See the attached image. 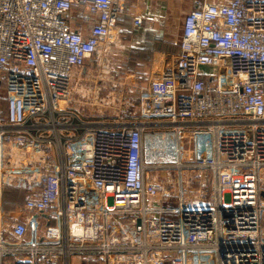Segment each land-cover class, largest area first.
Here are the masks:
<instances>
[{
    "label": "built area",
    "instance_id": "obj_1",
    "mask_svg": "<svg viewBox=\"0 0 264 264\" xmlns=\"http://www.w3.org/2000/svg\"><path fill=\"white\" fill-rule=\"evenodd\" d=\"M123 11L0 0V264H264V0H194L135 107L92 120L74 74L109 75ZM148 130L174 162L147 159Z\"/></svg>",
    "mask_w": 264,
    "mask_h": 264
},
{
    "label": "crops",
    "instance_id": "obj_2",
    "mask_svg": "<svg viewBox=\"0 0 264 264\" xmlns=\"http://www.w3.org/2000/svg\"><path fill=\"white\" fill-rule=\"evenodd\" d=\"M193 1L124 0V11L119 19L120 31L118 30V33L111 37V40L117 37L115 40L119 41L123 48L109 53L108 58L110 69L120 76L122 85L124 82V85L127 83L128 86L124 89L127 94L125 95L124 91L123 93L112 91L110 82L113 81V78L106 77L100 84V80L94 77V62L89 60L81 69L80 75H77L75 71L73 81L80 89H76L72 93L75 100L73 106L82 110L85 117L90 115L88 118L92 120H101L103 115L99 112L102 107L99 106L100 103L108 100L121 101V99L135 102L139 91L163 72L168 55L177 52L182 34L183 18L191 10ZM181 13L183 16L178 23L177 20ZM134 16L142 18L140 27L133 26ZM93 82L103 86L97 96H90L83 92V87L87 83L92 84ZM105 82L107 85L104 87ZM84 83L86 84L84 85ZM123 87L121 88L123 89ZM82 94L94 104H85L82 101L84 99Z\"/></svg>",
    "mask_w": 264,
    "mask_h": 264
},
{
    "label": "rangeland",
    "instance_id": "obj_3",
    "mask_svg": "<svg viewBox=\"0 0 264 264\" xmlns=\"http://www.w3.org/2000/svg\"><path fill=\"white\" fill-rule=\"evenodd\" d=\"M183 14H180V17H178V23H180V20L182 18ZM112 70L109 75H106L105 73L101 72L100 69L97 70V72H95V77L96 79H99V83L102 84L103 81L106 79V77H110L113 74ZM77 75L81 74V69H78L77 71ZM75 72V73H76ZM120 76H116L113 77V81L110 82V86L112 87V91L117 93H123L126 95L127 92H125L124 89L127 88V83L126 85L125 82L122 85V81L119 79ZM82 80H84L85 78H81ZM118 80V81H116ZM84 82V81H81ZM86 83H84L85 85ZM125 86V87H123ZM123 87V89L121 88ZM130 91V90H129ZM4 98V89L0 88V106L2 105V100ZM86 98V97H83ZM128 100L126 99H121V101L119 100H114V101H104V103H98L99 106L101 107V110H99L100 114H102V118L101 120L104 122H108V123H112L115 122L117 119L116 117H114L117 113H119L120 115L123 113L124 109V103H127ZM133 106L135 107V102H132ZM138 108V105H136ZM82 107V106H81ZM171 130V127H166L165 129L161 128L160 131H165L168 133V131ZM174 137L173 135L168 136L166 138H159L157 136H155V134L153 132H150V130H148L147 134L144 137V148H145V155L147 157L148 160L150 161H166V162H174V158L172 157V155L169 153L168 148L171 146V143L173 141ZM9 196V195H8ZM8 196H6L8 198ZM154 203V200L151 199L150 200V205H152ZM54 222V219L51 220V224Z\"/></svg>",
    "mask_w": 264,
    "mask_h": 264
},
{
    "label": "trees",
    "instance_id": "obj_4",
    "mask_svg": "<svg viewBox=\"0 0 264 264\" xmlns=\"http://www.w3.org/2000/svg\"><path fill=\"white\" fill-rule=\"evenodd\" d=\"M6 196H8V198ZM22 196H23V192L20 191L18 188L13 186L7 187L4 192L5 207H10V206L15 207L16 205L22 203V198H23Z\"/></svg>",
    "mask_w": 264,
    "mask_h": 264
}]
</instances>
